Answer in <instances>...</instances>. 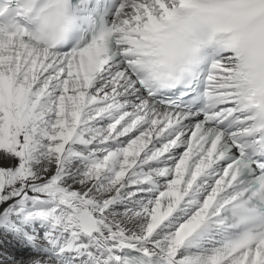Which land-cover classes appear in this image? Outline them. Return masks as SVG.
I'll use <instances>...</instances> for the list:
<instances>
[{
    "label": "snow or ice",
    "instance_id": "obj_1",
    "mask_svg": "<svg viewBox=\"0 0 264 264\" xmlns=\"http://www.w3.org/2000/svg\"><path fill=\"white\" fill-rule=\"evenodd\" d=\"M0 264H264V0H0Z\"/></svg>",
    "mask_w": 264,
    "mask_h": 264
}]
</instances>
